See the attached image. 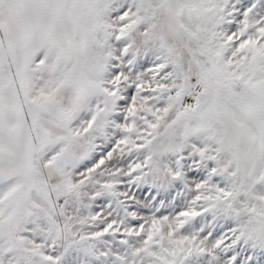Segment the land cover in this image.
<instances>
[{
    "label": "snow or ice",
    "instance_id": "obj_1",
    "mask_svg": "<svg viewBox=\"0 0 264 264\" xmlns=\"http://www.w3.org/2000/svg\"><path fill=\"white\" fill-rule=\"evenodd\" d=\"M0 264H264V0H0Z\"/></svg>",
    "mask_w": 264,
    "mask_h": 264
}]
</instances>
